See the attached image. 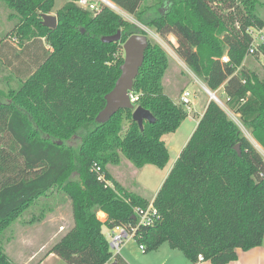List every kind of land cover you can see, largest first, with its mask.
Here are the masks:
<instances>
[{
	"label": "trees",
	"instance_id": "1",
	"mask_svg": "<svg viewBox=\"0 0 264 264\" xmlns=\"http://www.w3.org/2000/svg\"><path fill=\"white\" fill-rule=\"evenodd\" d=\"M1 1L17 20L21 49L14 57L25 70L19 65L12 71L20 82L16 89L0 90V264H11L1 249L2 233L40 199L57 195L70 202L73 225L47 255L66 264H127L112 257L103 229L135 227L134 209L149 202L127 192L107 167L122 158L137 169L162 170L168 164L162 137L187 117L164 92L169 57L159 45L148 44L130 92L138 98L134 106L149 111L153 123L144 121L140 130L132 112L120 110L100 124L95 118L120 75L122 45L144 33L105 6L90 12L70 0L55 12L57 27L51 30L41 25V15L53 12L54 0ZM108 1L142 25L152 24L142 20L141 0ZM172 1L166 23L176 35L177 55L209 91L223 90L226 106L264 146V80L243 69L250 44L246 30L264 26L257 11L264 0ZM118 31L119 41L101 42ZM5 40L0 64L10 46ZM225 51L229 62L222 64ZM254 56L264 57V45ZM24 72L29 76L21 80ZM238 144L240 156L234 150ZM95 166L111 187L98 181ZM153 206L161 221L136 232L145 253L166 243L191 263L201 255L211 264H229L237 250L262 245L264 160L217 103L207 104Z\"/></svg>",
	"mask_w": 264,
	"mask_h": 264
},
{
	"label": "rangeland",
	"instance_id": "2",
	"mask_svg": "<svg viewBox=\"0 0 264 264\" xmlns=\"http://www.w3.org/2000/svg\"><path fill=\"white\" fill-rule=\"evenodd\" d=\"M69 1L70 0H54L53 12L61 9ZM87 1L95 3L99 8L101 6L107 7L104 3L98 2V0ZM257 11L264 19V6H259ZM114 12L120 15L128 23L137 26L144 33V35H146L149 44H157L167 53L169 57V67L163 78V88L165 94L168 95L177 105H181L180 96L183 92L187 91L191 94L190 109L183 106L187 112L186 119L181 122L179 128L174 133L167 134L162 138L169 152L170 161L167 167L170 168L172 161L177 157V152L183 149L191 134L195 130L207 100H212L210 99L208 93L205 92V85L193 74L184 61L177 55V41L173 36L170 37L172 42H167L159 37L153 30L139 23L134 16L128 15L122 11V13L116 11ZM10 13L11 10H9L0 0V42L7 39L11 46L7 47V50L5 51L6 56H3L1 53L0 90L4 91H7L9 87L11 89H16L19 79L15 72L12 71L14 68L21 65V59L14 57L16 52L18 54L21 49V46L18 47L17 42L19 39L18 37L16 38L17 35L14 30L17 20H11L9 18ZM52 15L55 14L53 13ZM233 26H235L236 30L238 29L239 21L237 18ZM26 42L28 41H25L23 44ZM20 56L26 60V54L22 53ZM8 60L12 61V66L6 65ZM28 67L34 68L35 66L30 62ZM21 68H23L22 65ZM243 69L254 73L260 80H264V63L260 57L249 56L246 58L243 63ZM23 70H25V68H23ZM29 73L30 72H24L21 76V80H25L26 77L29 76ZM18 84H20V82ZM222 91V89L215 92L210 91L220 100V103H215H217L226 113L228 118L235 123L241 131L242 136L252 144L264 160V146L256 139L250 130L246 129V127L241 123L239 116L226 106V99ZM107 168L110 175L115 178V180H117L127 192L141 196L147 199L148 202L156 195L165 174L163 170H160L152 165H146L141 169H137L125 158H122L117 166L108 165ZM45 200L46 201L42 202L43 205L40 208L37 207V210L35 207L36 203L30 206V208L25 211L17 219V221L12 223L10 227L2 233L1 249L11 264H66L58 257L45 259L48 256L47 252L52 245L56 243L59 236L57 238H53V232L51 229H38L31 233L28 230V223H31V221H33L32 219L35 220V217L33 216H37L39 213H42V210H44L46 214L52 213V211L47 212L45 207H54L56 203L60 205L59 211L63 218L61 219V222H63L66 228L65 230H68V226H70L72 220L71 205L69 207V203L66 200H63L61 195L52 196ZM31 217L33 218L31 219ZM126 245H128L129 256L136 264H192L182 255L180 251L171 249L166 243L162 244L158 250L146 253H142L138 244L134 241H130L125 244V246Z\"/></svg>",
	"mask_w": 264,
	"mask_h": 264
},
{
	"label": "water",
	"instance_id": "3",
	"mask_svg": "<svg viewBox=\"0 0 264 264\" xmlns=\"http://www.w3.org/2000/svg\"><path fill=\"white\" fill-rule=\"evenodd\" d=\"M41 19V25L43 27L51 30L56 29L57 19L55 15L42 14ZM119 37L120 32L118 31L113 36L102 37L101 42L107 44L117 42ZM147 47L148 39L146 35H132L125 41L123 45L124 59L123 63L119 67L120 75L115 82L113 89L104 98L105 106L95 118L97 123H106L120 110H130L132 112V120L137 123L140 130L143 129L144 121L150 123L154 122V117L149 111L139 106H134L129 98V93L132 90L133 82L142 66L144 52ZM208 92L211 93L210 91ZM213 95L214 94L212 93L211 100L217 102L216 97ZM234 150L237 152L238 156L241 155L239 144L234 148ZM111 264H116V262L114 261Z\"/></svg>",
	"mask_w": 264,
	"mask_h": 264
},
{
	"label": "built area",
	"instance_id": "4",
	"mask_svg": "<svg viewBox=\"0 0 264 264\" xmlns=\"http://www.w3.org/2000/svg\"><path fill=\"white\" fill-rule=\"evenodd\" d=\"M98 2L104 3L103 0H98ZM77 6L80 7L83 10H87L90 12L99 11V7L90 1L87 0H77L76 2ZM105 4V3H104ZM107 6V5H106ZM110 8L109 6H107ZM112 9V8H110ZM113 10V9H112ZM121 10V9H120ZM122 11V10H121ZM123 12V11H122ZM246 34L250 38V44L246 51V58L249 56L252 57L255 55L257 48L261 45H264V26L262 28H253L250 27L246 30ZM261 60L264 63V57H260ZM220 62L222 64H227L229 62V58L227 56V51L224 52L222 57L220 58ZM129 98L131 103L134 105L136 101L138 100L137 96H134L129 93ZM190 98L191 94L190 92H183L180 96V103L182 106H185L187 109H190ZM217 102L220 103V100L218 98ZM97 175V179L100 182H103L105 187H111V183L105 180V176L102 173L100 167L95 166L93 169ZM134 213L137 217V223L135 227L132 228H123L118 227L110 231L109 237H108V243L110 247V251L112 254V257H115L120 254L122 248L130 241L136 242V232L140 228H151L155 226L157 223H159L162 219L161 214L158 212V210L153 206V201L149 203V205L145 209L136 208L134 209ZM139 249L142 253H145V249L143 246H139ZM197 260L199 262L204 261L203 257L201 255L198 256Z\"/></svg>",
	"mask_w": 264,
	"mask_h": 264
},
{
	"label": "crops",
	"instance_id": "5",
	"mask_svg": "<svg viewBox=\"0 0 264 264\" xmlns=\"http://www.w3.org/2000/svg\"><path fill=\"white\" fill-rule=\"evenodd\" d=\"M55 14V12H52L51 13V15L52 14ZM33 40V39H32ZM8 40H5V42H7ZM5 42H3V43H5ZM31 42V40L30 41H28V42H26V44H29ZM41 42H42V44L44 43V39H41ZM39 48H41V46H39ZM45 49H47V47H44ZM40 51V50H39ZM206 90H208L206 87H205V92L206 93H208V95L210 94L208 91H206ZM210 96V95H209ZM214 96H216L215 94H214ZM211 97V96H210ZM211 99V98H210ZM174 102V101H173ZM210 101L209 100H207V103H206V105L204 106V109H203V111H202V114H201V116L203 115V113H204V111H205V108H206V106H207V104L209 103ZM175 103V102H174ZM165 136V135H164ZM163 136V137H164ZM162 137V138H163ZM180 152L181 151H178L177 152V157H176V159L178 158V156H179V154H180ZM175 159V160H176ZM175 160H173L172 161V163H171V167L170 168H168L167 167V165H169V162H168V164L166 165V167H167V170H166V167L164 168V169H162L163 170V172L165 173L164 174V178H163V181L165 180V178L167 177V175H168V173L170 172V170H171V168H172V166H173V164H174V162H175ZM170 161V160H169ZM114 180H115V178H113ZM116 182H117V180H115ZM163 181H162V183H163ZM162 183H161V185H162ZM161 185L159 186V188H158V190L160 189V187H161ZM158 192V191H157ZM157 194V193H156ZM156 196V195H155ZM155 196L151 199V200H149V202H152L153 200H154V198H155ZM141 197V196H140ZM141 198H143V197H141ZM46 198H43V199H40L36 204H35V207H36V210H37V207L38 208H40L43 204H42V202L43 201H46L45 200ZM143 199H145V198H143ZM147 200V199H146ZM67 202L69 203V207H70V202L67 200ZM60 205L58 204V203H56V205H54V207H45L46 209H47V212H51L52 211V213H50V214H46V212H44V210H42L43 212L42 213H40V215L38 216L37 215V217L38 218H36V216H33V217H35V220L34 219H32L33 217H31V219L33 220V221H31V223H28L29 225V227H28V230H29V232L31 233V232H33L34 230H44V229H51L52 230V232H53V238H57L58 236H59V239L72 227V225H73V221L71 220V224H70V226H68L69 228H68V230L66 231L65 229V226H64V224H63V222H61V219H63L62 218V216H61V213H60V211H59V207ZM71 217H72V215H71ZM97 217H98V219L100 220V221H105L106 220V216H105V214L104 213H102V212H99L98 214H97ZM24 223H25V221H24ZM50 223V224H49ZM34 224V225H33ZM58 227V228H57ZM103 233H104V235L106 236V238H107V240H108V237H109V234H110V231H108V230H106L105 228L103 229ZM52 238V239H53ZM58 239V240H59ZM57 240V241H58ZM56 241V242H57ZM128 251H129V249H128V245H126V246H124L123 248H122V250H121V252H120V254H119V257L120 258H122V260H124L127 264H136L135 263V261H133V259H131V257L129 256V253H128ZM50 257H54V258H56V256L54 255V254H50V255H48L45 259H48V258H50ZM44 259V260H45ZM192 264H211L209 261H202V262H199L198 260H197V262L196 263H192ZM229 264H264V239H263V243H262V245L261 246H259V247H256V248H253V249H251V250H249V251H242V250H237V259H236V261H233V262H230Z\"/></svg>",
	"mask_w": 264,
	"mask_h": 264
},
{
	"label": "flooded vegetation",
	"instance_id": "6",
	"mask_svg": "<svg viewBox=\"0 0 264 264\" xmlns=\"http://www.w3.org/2000/svg\"><path fill=\"white\" fill-rule=\"evenodd\" d=\"M174 6H175V2L172 0H141V4H140V8H141L140 12L142 13V20L147 23H152L149 26L146 25V27L153 30L159 37H161L167 42L171 41L170 39L171 36H173L177 41L175 33L172 31V29H169L166 23L167 14L171 9L174 8ZM134 35H144V34H134ZM120 39H121V33L119 40ZM123 45H122V51H123ZM123 59H124V51H123Z\"/></svg>",
	"mask_w": 264,
	"mask_h": 264
},
{
	"label": "bare ground",
	"instance_id": "7",
	"mask_svg": "<svg viewBox=\"0 0 264 264\" xmlns=\"http://www.w3.org/2000/svg\"><path fill=\"white\" fill-rule=\"evenodd\" d=\"M103 2L105 3V5L109 6V7L112 8L114 11L122 13L121 10H120L117 6H115L113 3H111L110 1H108V0H103ZM123 14H124V13H123ZM209 95L211 96L212 93H210ZM213 96H214V95H213ZM210 98L212 99V97H210Z\"/></svg>",
	"mask_w": 264,
	"mask_h": 264
}]
</instances>
